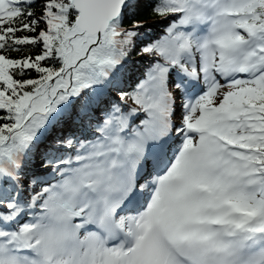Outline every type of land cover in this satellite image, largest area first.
Returning a JSON list of instances; mask_svg holds the SVG:
<instances>
[{
	"label": "snow or ice",
	"instance_id": "1",
	"mask_svg": "<svg viewBox=\"0 0 264 264\" xmlns=\"http://www.w3.org/2000/svg\"><path fill=\"white\" fill-rule=\"evenodd\" d=\"M0 264H264V0H0Z\"/></svg>",
	"mask_w": 264,
	"mask_h": 264
}]
</instances>
